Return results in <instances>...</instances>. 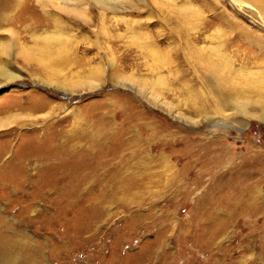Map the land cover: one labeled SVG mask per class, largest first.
Segmentation results:
<instances>
[{
    "label": "rangeland",
    "instance_id": "rangeland-1",
    "mask_svg": "<svg viewBox=\"0 0 264 264\" xmlns=\"http://www.w3.org/2000/svg\"><path fill=\"white\" fill-rule=\"evenodd\" d=\"M101 61L99 87L55 88L97 82L92 70L102 82ZM7 63L0 252L19 235L12 264H264V123L220 103L264 110V0H0Z\"/></svg>",
    "mask_w": 264,
    "mask_h": 264
},
{
    "label": "bare ground",
    "instance_id": "bare-ground-1",
    "mask_svg": "<svg viewBox=\"0 0 264 264\" xmlns=\"http://www.w3.org/2000/svg\"><path fill=\"white\" fill-rule=\"evenodd\" d=\"M18 45V44H17ZM59 61V60H58ZM110 64H111V66L113 67V63H114V60L111 58L110 60ZM101 64H99L98 66H99V69H98V71L101 73L100 75V77L103 79V81L102 82H100L99 83V81H98V78H97V76H96V71L95 70H92V72L90 73V75H91V77L93 76V77H95L96 79H94L95 81H97V82H91V83H89L90 85H88V86H84L86 83V81L85 80H83V82L85 83V84H83L82 83V81H81V83L80 84H78V85H72V86H67V85H64L65 83H63V84H59V85H56L55 86V88L57 89V90H59L58 88H61L62 90H63V92H65V93H68V91H71V92H76L75 90H78V89H83V90H85V89H88V90H91V89H95L96 87H99V85L102 83H104V81H105V78H106V76H105V67H104V63L101 61L100 62ZM52 64V63H51ZM50 67V66H49ZM98 74V73H97ZM16 75H18V74H16V71L14 70V68H12V65L10 64V63H7L2 69H0V77L2 78H9V80L11 79V80H13L14 78L13 77H15ZM17 77H19V76H17ZM21 77V76H20ZM93 79V78H92ZM94 80H92V81H94ZM125 80H128V81H125ZM78 81H80V80H78ZM75 82H77V81H75ZM223 82H226V80L225 81H223ZM88 83V82H87ZM220 83V82H219ZM218 83V84H219ZM51 84V83H50ZM119 84L120 85H123V86H125V87H129V88H131V89H133V90H135L136 92H139V93H141L142 95H144L149 101H150V103L152 102L153 104H155V106H159V107H161L163 110H165V111H167L168 113H170V114H172L173 115V117H176L175 115H174V113L176 112V111H174V109H173V104H170L169 102H167L166 101V103H164L165 102V100H163L162 101V99H160L159 98V100H161V102L160 101H158V97L155 95V94H153L151 91H148V89H149V87H147L148 86V83L147 82H145L142 78H141V80L140 79H135L134 77H133V79H130V77H125L124 79H122V81H120L119 82ZM135 84H136V86H135ZM220 85V84H219ZM232 85H230V88H232L231 87ZM224 87V86H223ZM217 89V88H216ZM224 89V88H223ZM232 89H235L236 90V87L234 88H232ZM82 90V91H83ZM231 90V89H230ZM146 91L148 92V93H146ZM224 91V90H223ZM228 91V90H227ZM242 91V90H241ZM241 91H239V92H241ZM150 93V94H149ZM225 93H228V92H225ZM236 93H237V90H236ZM222 94V93H221ZM224 94V93H223ZM240 94V93H239ZM153 95H154V97H153ZM235 95V94H234ZM224 96V95H223ZM236 96V95H235ZM144 97V98H145ZM152 97V98H151ZM238 97H240V95H238L237 96V98L236 99H234V97L233 96H231L230 94H229V96L226 98V99H224V100H222L220 103H222L223 105H224V107H228L229 109H231L232 110V113H234V114H237V115H239V116H247V117H254V118H256L258 121H260V122H262V123H264V110L263 111H261L260 110V112H259V109H257L258 111H254V110H256V109H254L252 112L250 111L251 110V108H250V105H249V101H247V100H245V101H242V100H237L238 99ZM223 98V97H222ZM157 101H156V100ZM243 99V98H242ZM147 100V101H148ZM219 101V100H218ZM253 104V103H252ZM256 105V104H255ZM220 106H222L221 104H220ZM263 107V106H262ZM201 112H203V111H201ZM191 113H192V111H191ZM223 114V113H222ZM188 117H190V115L188 116ZM205 117L206 118H208L209 116L208 115H205ZM190 118H192V117H190ZM244 118V117H243ZM222 119V118H221ZM5 121H7V120H5ZM1 122V121H0ZM186 123H194L195 124V122L194 121H188V122H186ZM0 124H2V123H0ZM4 125L5 124H7V122L6 123H3ZM3 124H2V126H3ZM216 124H218V123H216ZM0 127H1V125H0ZM4 127V126H3ZM139 141V139H133L132 140V143L134 144V145H138L137 144V142ZM72 147V146H71ZM63 148V147H62ZM65 149V148H64ZM73 149V148H72ZM136 152H137V150H136ZM144 153V152H143ZM132 157L131 158H134V157H136V155H135V152H133L132 154ZM142 157L144 158H146V159H148V160H150V161H152V158H150V157H148L147 155L145 156V154H143L142 155ZM166 157V156H165ZM164 157V155L163 156H161L159 159H158V162H160V163H165V165H166V163L168 162V160L166 159ZM121 158H122V162L123 163H127V161H128V157H125L124 155H121ZM145 158H144V160H145ZM120 174L122 175V173L121 172H119V177L121 178V176H120ZM117 177H118V175L116 176V177H114L113 179L114 180H116L117 179ZM132 180V178H130V181ZM256 189V188H255ZM254 191V190H253ZM257 192L259 191V190H256ZM246 194H248V192L246 193ZM104 196H106V194L104 195ZM112 196V195H111ZM105 200H108L109 202H111L112 203V201H113V199H115L114 197H110L109 195H107L105 198H104ZM15 232V231H14ZM6 242V241H5ZM7 242H8V245L6 246V247H2L1 249H3L5 252H6V254L5 255H3V252L1 251L0 252V263L1 264H9V261H11V264H12V260H13V258H14V255H12V250L14 251V249L15 248H17V247H19L20 248V238H19V235H18V237H13V238H10V239H8L7 240ZM24 242V241H23ZM16 251V250H15ZM36 264V263H35Z\"/></svg>",
    "mask_w": 264,
    "mask_h": 264
}]
</instances>
